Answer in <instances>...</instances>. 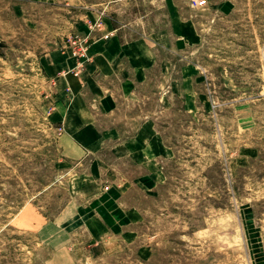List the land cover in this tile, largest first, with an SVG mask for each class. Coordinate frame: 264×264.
<instances>
[{
    "label": "rangeland",
    "instance_id": "1",
    "mask_svg": "<svg viewBox=\"0 0 264 264\" xmlns=\"http://www.w3.org/2000/svg\"><path fill=\"white\" fill-rule=\"evenodd\" d=\"M174 2L199 38L161 56L178 81L187 68L189 104L154 94L158 72L142 90L166 180L126 195L137 214L111 239L62 153L54 80L84 68L106 21L161 40L171 2L0 0V264H264V0Z\"/></svg>",
    "mask_w": 264,
    "mask_h": 264
},
{
    "label": "crops",
    "instance_id": "2",
    "mask_svg": "<svg viewBox=\"0 0 264 264\" xmlns=\"http://www.w3.org/2000/svg\"><path fill=\"white\" fill-rule=\"evenodd\" d=\"M170 2L172 29L161 40L125 39L106 21L105 32L90 41L84 68L65 71L54 80L61 92L53 115L64 129L62 153L85 166L77 178L78 195L88 199V220L100 225L102 237H127L137 210L125 201L126 195L137 188L155 190L166 180V146L156 120L143 106L142 90L158 72L154 94L169 85V97L184 94L189 104L187 68L178 81L176 67L162 60L161 53L175 55L199 37L193 22L184 21L174 0ZM85 186L93 191L84 192Z\"/></svg>",
    "mask_w": 264,
    "mask_h": 264
},
{
    "label": "built area",
    "instance_id": "3",
    "mask_svg": "<svg viewBox=\"0 0 264 264\" xmlns=\"http://www.w3.org/2000/svg\"><path fill=\"white\" fill-rule=\"evenodd\" d=\"M194 1L198 6H203L207 3V0H194ZM81 51L83 52V49ZM80 55L82 58H84L86 56V54L84 52Z\"/></svg>",
    "mask_w": 264,
    "mask_h": 264
}]
</instances>
